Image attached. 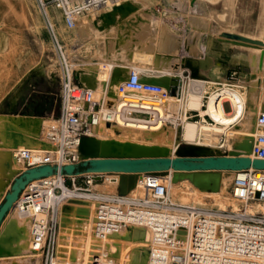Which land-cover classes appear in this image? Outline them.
<instances>
[{"label":"rangeland","instance_id":"1","mask_svg":"<svg viewBox=\"0 0 264 264\" xmlns=\"http://www.w3.org/2000/svg\"><path fill=\"white\" fill-rule=\"evenodd\" d=\"M123 2H129L133 9L126 17L117 15L116 22H123L126 27L138 29L134 38V47L132 50H127L137 55L129 57L125 55L126 49L117 50L114 58L116 63L114 62L115 66L107 87L111 94H114L116 84L124 79L125 72L121 67L126 61L131 66L142 68L146 73L147 81L151 83L165 87L169 85L170 79L180 80L179 84H173L176 87L173 89L172 98L165 102L164 108L171 118L169 122L182 118L184 111L190 116L185 123L183 122L184 124L200 121L199 111L203 114L201 110H204L206 105L203 91H206L207 96L214 103L216 91L221 86L238 91L242 104L240 103L238 118L220 131L212 128L221 127L220 123L215 125L204 116L206 123L213 125L209 126L212 129L202 128L201 125H206L204 123H195L197 131L193 141L181 139L183 123L180 124H183L181 128L175 126L176 123L172 125L168 122L161 124L155 131L145 130L144 133L139 129H131L136 130L132 132L130 128L118 130L103 126L106 134L102 137L110 135L108 138L119 142L167 148L170 153L175 145L184 144L205 146L211 150L222 144L223 146L218 150L224 153L230 150L247 153L255 133L253 118L257 112L264 111V59L262 67H259L262 52L264 58V21H244L256 18L254 15H246V11L254 8L229 6V0H125ZM47 13L54 32L64 44L68 57L74 64V75L78 69L76 74L78 80L80 79L79 82H84L82 86L96 88L99 79L105 76L103 66L92 67L95 64L90 63L89 59L76 58L69 48L70 30L63 26L55 9L48 7ZM220 31L240 33L244 37L262 42V47H238L223 43L220 40ZM50 34V26L39 7L38 0H0V151L6 152L10 160L13 146L4 139L5 124L17 123L14 119L20 116L43 118L24 121V124L30 123L38 134L32 144L23 145L35 146L43 122L47 120L48 111L57 107L56 58ZM118 42L119 45H124L120 37ZM213 68L214 75L217 73L222 78L218 82L220 85H207L201 82L203 76L211 75L210 69ZM233 71H240V76L231 77ZM192 81L201 82V106L199 105L201 108L186 107L187 94L192 88L191 85L195 83ZM15 93L16 96H13ZM14 100H17L16 104L8 108L7 101ZM223 105L224 110L229 112V102L226 101ZM212 108L214 110V105L210 109ZM205 112L208 113L209 109ZM216 121L222 120L218 117ZM10 162H6V169H10ZM15 173L6 186L0 184V195L9 191ZM220 174L225 178L222 191L218 195H209L218 191L212 179L196 182L199 188H195L188 179H180L179 176L174 178L173 171L166 176L158 177L168 182L174 178L173 184L170 182L167 190L171 201L176 204L210 210L240 208L241 204L230 193L234 174L228 172ZM147 176L149 175L139 176L137 185L129 194L131 197L141 196L142 189H138L137 186L140 183L146 187ZM177 181L186 184H174ZM189 183L193 189L187 186ZM116 186L117 176L106 174L92 182L88 192L90 196L75 197L55 206L50 223L51 233L55 239L54 264H81L82 260L89 264L88 242L91 238L90 230L95 206L101 197L116 195ZM74 201L83 204L84 209L72 210L71 205ZM250 209L264 213V202H256L250 206ZM14 218L16 220L13 221ZM24 219H26L25 215L17 212L15 207L9 211L1 224L0 245L14 254L11 259L12 264L13 262L14 264L15 262L45 264V254L35 253L30 248V227L27 221H23ZM142 231L141 228L130 227L120 232L121 234L113 236L115 242L112 243L118 244L119 248L113 259L115 264H146L148 236L142 241L143 238L140 236Z\"/></svg>","mask_w":264,"mask_h":264},{"label":"built area","instance_id":"2","mask_svg":"<svg viewBox=\"0 0 264 264\" xmlns=\"http://www.w3.org/2000/svg\"><path fill=\"white\" fill-rule=\"evenodd\" d=\"M121 1L38 0L51 29L58 109L40 129L36 148H15L14 159L21 166L18 173L43 165L80 162L81 139L94 136L102 126L121 130L131 124L155 126L168 122L182 128L180 124L190 117L184 111L182 118L169 122L171 118L164 107L174 88L147 81L146 73L137 68H131L127 77L117 83L114 96L108 94L107 70H103L105 76L98 92L78 83L74 64L52 28L47 8L55 9L63 26L70 30L81 18L111 11ZM240 74L233 71L230 76ZM203 93L207 104L209 96ZM142 97L150 100L144 103ZM253 127L255 137L248 157L264 160V112L255 114ZM232 173L230 193L241 204L237 209L210 210L176 204L168 194L170 182H157L152 177L148 186L139 187V197H131L130 193L101 197L90 230L89 264H114L119 248L112 238L129 227L144 228L149 233L147 264H264V213L249 207L264 202V170L249 168ZM103 175L106 174L49 175L29 182L19 194L13 207L29 220L30 248L45 254V264L55 263V239L50 228L53 209L70 198L90 196L92 182ZM78 178H82V185L77 184Z\"/></svg>","mask_w":264,"mask_h":264},{"label":"water","instance_id":"3","mask_svg":"<svg viewBox=\"0 0 264 264\" xmlns=\"http://www.w3.org/2000/svg\"><path fill=\"white\" fill-rule=\"evenodd\" d=\"M119 8L120 5L114 7L108 13L115 12ZM169 86L176 87L173 84L165 87ZM108 94L114 96V94ZM95 139L93 136L81 139L79 146L80 162L62 166L43 165L26 169L20 173L16 171L15 177L9 185V191L0 195V225L7 213L13 208V204L25 186L33 180L49 175L114 174L117 176V195L125 196L134 189L140 175L162 177L168 175L172 170L177 174L210 177L215 173L235 172L249 168L264 170V160L248 157L251 148L247 153L233 150L224 153L218 149L211 150L208 147L184 144L182 146L175 145L172 153H167L165 150L163 154H132L129 143L108 140L106 141L108 144L106 153L91 152L86 154L84 146L91 144ZM4 256H10V252L0 247V257Z\"/></svg>","mask_w":264,"mask_h":264},{"label":"bare ground","instance_id":"4","mask_svg":"<svg viewBox=\"0 0 264 264\" xmlns=\"http://www.w3.org/2000/svg\"><path fill=\"white\" fill-rule=\"evenodd\" d=\"M123 1H125V0H122L120 2V8L117 11L112 12V13H108V14H103L104 20L109 21L110 23H114L115 22V17L117 15H120L121 17H126L129 14V12H131V10L133 8H132L131 4H129V2H123ZM26 18H28V17H26ZM219 35L221 36V39H220L221 41L229 42V43L235 44V45H240L241 47L242 46L253 47V48H259V47L261 48L262 47L261 46L262 45V42L257 41V40H252V39L247 38V37H244L240 33H236V32L235 33H230V32L220 31L219 32ZM263 59L264 58H263V52H262V54L260 55L259 67H262ZM77 71H79V70L77 69L75 71V76L76 77H77V74H76ZM77 79H78V77H77ZM79 80H78V83L80 85H82V82L83 81L80 83ZM170 80H171V83L172 84H175V85L176 84H179V82H180V80H176V79H170ZM192 82H195V83L191 85L192 88L190 89L189 93L187 94L186 103L185 104H186V107H193V108H196L197 109L198 107L201 106L200 105V96L202 95V93H201L202 86L200 84L201 83L200 81H192ZM258 85H259V82H258ZM226 87L225 86H223V87L221 86V88H219L216 91V97H215L214 103H212L211 99H209L207 101V104L205 106V109L204 110H201V111H203V114H201V112L198 110L199 111V116L201 117V120L200 121H194L195 123H204V124H206V125H201V126H202V128H205V129L208 130L210 128L209 126H213L212 124L206 123V121L204 119V116H208L215 123V125L217 123L218 124L220 123V125L223 126V127L222 126L221 127H218V126H213L212 127L215 130L220 131V130H223V129L227 128L232 122H234L238 118L239 110H240V103L242 104V99H241L240 95L237 93L238 91H235L233 89H229V88H226ZM93 89H95V88H93ZM16 93L13 96H16ZM108 93H110V92L108 91ZM141 99H144L143 100L144 103H146V100H150L149 98H143V97ZM152 100H155V99H152ZM226 101L229 102V104L231 105V108H232V111L229 112V113L224 112L222 110L221 104L224 103V102H226ZM16 102H17V100H14L13 102L7 101L8 108L11 107V106H13V105H15ZM154 105H156V104H154ZM213 105H214V110H213V108L210 109L211 106H213ZM157 108H159V107H157ZM208 109H209V112L208 113L205 112ZM159 110H160V112H162L161 111L162 109L159 108ZM218 117H220V119L222 120L221 122L220 121L219 122L216 121V119H218ZM41 119L42 118H39V117L20 116V117L14 119V121L17 122V123H14V122H10L9 123L8 122V123L5 124V127H4V139H5V141H7V143H9L11 146H13L12 147L13 150L10 153L11 154L10 155L11 160L9 159L8 155L6 154V152L0 151V184L1 185L3 184L2 186H6L7 182L13 176V174L18 170V168H19L18 166L20 165L14 159L15 146L20 147V145L22 144V147H26V148H30V149L36 148L38 146V143L35 146L34 145L33 146L32 145L31 146H25V145H23V144H32V142H34V140H36V135L38 134L37 130L34 127H31L30 126L31 125L30 123H28V125H27V123L24 124V121H26V120L27 121H31V120L34 121V120H41ZM195 123L188 122V123L184 124L183 129H182V132H181V139L183 141H193L194 140V138L196 136V131H197V126H196ZM45 124H46V122H45ZM102 127H99L94 132V136L93 137L96 138L95 141L92 142L91 144H86L84 146V152L86 154L87 153H91V152H99V153H106L107 152L108 144L106 143V141L113 140V139L108 138L110 135H105V137H102V136H104V134H106L105 133L106 131ZM159 127H160L159 124H157L155 126H148V125H146L144 123L131 124V125L128 126V128H130V130L131 129H139V130H142L143 133L145 132V130L146 131L147 130L148 131L149 130L150 131H155ZM212 128H210V129H212ZM134 131H136V130H134ZM134 131H132V132H134ZM254 137H255V133H254V136H253V139H252V143L254 141ZM126 138H127V136H126ZM131 140H134V139H131ZM117 142H119V141H117ZM120 143H129L130 146H131V153L132 154H145V153H148V154H163L165 150L167 151V153H170L167 150V148H159V147H155V146H152V147L146 146L145 147V146H139V145L132 144L130 142H124V141L123 142H120ZM252 143H251V145H252ZM185 145L197 146V145H194V144H185ZM251 145H250V148H251ZM222 146L223 145L220 144L218 146V148H215V150L220 149ZM200 147H205V146H200ZM8 161H11L10 162V164H11L10 169H6V162H8ZM173 174H174V178L177 177V176H179L180 179H188L189 182L195 188H199L195 184L196 182H203L206 179H212V180H214V183L216 184V187H217L218 191L217 192H214V193H210L209 195H218V194H220V192L222 191V186L224 184V178H225V177L223 178V175L220 174V173H215L213 176H210V177H207V176L202 177V176L184 175L182 173H178L177 174V173H174V172H173ZM150 178H151V176H147V178L145 179V186H148L147 185V182H150ZM152 178H154L157 182H162L163 181L158 176L152 177ZM173 179L170 180L171 183L173 182ZM179 183H181V184L183 183L184 185L186 184V183H184L182 181L181 182L177 181L174 184H179ZM190 183L188 185H190L192 187V185ZM140 186H142V184L140 185V183H139V185L137 186V188L139 189ZM201 191L208 192L210 190H208V191L201 190ZM189 192H190V190H189ZM98 197H100V196H98ZM70 199H73V198H70ZM226 202H228V201H226ZM71 208L74 211H80V210H83L84 209V206L80 202L74 201L72 203V205H71ZM15 209L17 210V212H19V210L17 208H15ZM14 220H16V219L14 218L13 221ZM17 221H19V219ZM29 227H30V224H29ZM129 228H126L124 230H127ZM141 229L143 230L140 233V236L143 238L142 241H144L147 236H148V241H149V233H148V231L145 230L144 228H141ZM124 230H122V231H124ZM148 241L146 242V260H147ZM88 243H90V242H88ZM29 244H30V241H29ZM0 247L3 250H5L1 245H0ZM5 251H8V250H5ZM13 255L14 254L12 252H10V256H4V257H12ZM113 263L115 264V261L114 260H113ZM141 263H142V261H141ZM13 264H14V262H13ZM15 264H17V263L15 262ZM81 264H88V263L85 260H82V263ZM146 264H147V261H146Z\"/></svg>","mask_w":264,"mask_h":264},{"label":"crops","instance_id":"5","mask_svg":"<svg viewBox=\"0 0 264 264\" xmlns=\"http://www.w3.org/2000/svg\"><path fill=\"white\" fill-rule=\"evenodd\" d=\"M228 5L254 8L250 11H246V15H254L256 16V18L255 19H252V18L245 19L244 21H256V22L264 21V0H229ZM101 12L103 14H107L110 11L102 10V11L94 12L91 15L85 16L77 22V24L75 25L73 29H70L69 48L76 58H85L86 60L89 59L90 63L95 64V65H92V67H100L102 65L103 70L108 71L107 73V80H108V78L110 79L112 71L114 69V66H115L114 62L116 63V61H114V58L116 57L117 50L122 49V48L126 49L125 55L129 57L137 55L133 51L129 52L127 50L128 49L132 50V48L134 47V38H135V34L138 33V29L135 27H126L123 25V22H116V17H115V22L110 23L109 21L104 20L103 14ZM258 16H260V18H257ZM230 33H235V32H230ZM119 37L122 38L124 45H119L120 44L118 42ZM222 42L229 43V42H224V41ZM232 45L241 47L240 45H235V44H232ZM125 46H128V47L125 48ZM213 60H212L213 62L212 64L215 63ZM121 68L125 72L124 73V79H125L128 75L129 70L131 68H135V66L129 65L125 61V64L122 65ZM136 68L144 72L142 68H139V67H136ZM210 70H211V75L209 77L207 76L202 77V81L205 84L209 85L213 83H218L220 80H222L219 74L216 73L214 75V71H213L214 68ZM97 77L99 78V74H97ZM102 80L103 79L100 78L98 81L99 85H96L95 90H97V92L101 89L100 81ZM56 83H57L56 93L58 94V82ZM169 84H171V80ZM223 104L224 103L221 104L222 110L226 112L224 110ZM57 109H58V98H57L56 109L54 108L52 111H48L47 119L55 115L57 113ZM231 111H232V108L230 105L229 112ZM45 122H43V126L45 125ZM171 171L172 170H170V172ZM228 173L233 174L232 172H228ZM77 184L78 185L83 184L82 178L77 179ZM188 186L192 188L190 185ZM4 191H6V188L4 189ZM5 219L6 217L4 218V220ZM23 221H27L29 224V220L24 219ZM1 226L2 225H0V229H1ZM18 258L16 259L18 260ZM11 259L12 257H9L7 259L0 257V264H12ZM19 264H24V263L20 262Z\"/></svg>","mask_w":264,"mask_h":264}]
</instances>
